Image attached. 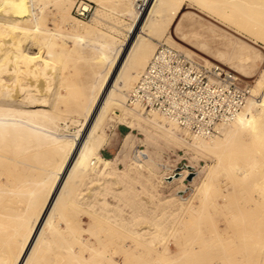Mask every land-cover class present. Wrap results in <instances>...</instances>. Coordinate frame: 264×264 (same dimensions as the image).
<instances>
[{
	"label": "rangeland",
	"instance_id": "obj_1",
	"mask_svg": "<svg viewBox=\"0 0 264 264\" xmlns=\"http://www.w3.org/2000/svg\"><path fill=\"white\" fill-rule=\"evenodd\" d=\"M55 1L41 2L50 45L38 46L19 30L14 34L30 52L47 53L52 49L58 55L61 75L64 69L63 75L56 78L57 82L53 78L49 82L46 75L33 79L32 75H20L14 87L45 79L42 82L47 80L45 83L52 88L48 94V89L43 92L44 102L36 91L29 96L23 91L18 104L12 103L11 111L0 108V116L8 113L18 120L0 123V259H6L8 264H12L25 242L30 217L33 220L40 214L48 195L49 186L45 184L51 183L65 156L64 150L35 128L66 136L80 134L82 114L90 97H82L83 86L86 81L94 83V68L98 67L93 63L99 54L92 48L98 42L96 38L73 40L62 22L74 16V6L81 0H67L62 13L57 11ZM87 1L92 3L93 16L89 21L80 19L81 23L113 37L117 43H130L140 24L138 17L129 14L134 13L136 2L141 7L150 3ZM223 1L164 0L162 10L158 8L157 14L147 16L146 26L136 38V44L144 40L152 50L143 68L136 72L133 85L158 43H165L198 63L219 64L235 72L241 85L251 89L250 100H260L264 93V11L249 5L255 13L250 12L249 20V7L243 13V9L236 10L237 6L233 9L241 0H225L224 6ZM237 12L245 15L244 23ZM107 36L100 40H108ZM98 68L96 72L101 77L98 71L106 67ZM129 70L125 77L134 75ZM123 80L118 78V83ZM50 91H57L59 97L56 99ZM36 99L42 103H36ZM75 104L77 107H73ZM124 108L130 109L126 100L109 111L99 128V136L105 140L101 148L115 146L116 159L106 167L101 165L107 169L104 176L89 170L66 184L63 202H56L50 215L54 228L46 230V235L42 233L29 264H264V119L256 129L240 133L216 157L194 148L191 134L177 138L154 123H145L142 117L151 118L152 111L146 116L140 112L128 115ZM136 152L144 153L138 156L140 167L134 162ZM46 180L49 182L43 187L38 185Z\"/></svg>",
	"mask_w": 264,
	"mask_h": 264
},
{
	"label": "bare ground",
	"instance_id": "obj_2",
	"mask_svg": "<svg viewBox=\"0 0 264 264\" xmlns=\"http://www.w3.org/2000/svg\"><path fill=\"white\" fill-rule=\"evenodd\" d=\"M42 1L43 0H0V108L2 110H6V112L12 110L11 106L15 104L14 102L18 101L19 95L21 92L23 91L25 93L29 92L28 94L29 96L31 91L32 92L36 91L34 93H39V95L41 94V98L44 102L45 99H43V94L45 96V93L43 92L48 89L46 91V94H48L49 89L52 88V87L49 88L47 83H45V82H48L47 80L45 82H42L45 79H41L42 81H36L34 83H32L33 81L29 83L28 81L30 80H28L27 82L29 84H22L21 82V85H20L18 83L19 86H15L16 89H14L15 88L13 86L15 85L14 82L16 81L19 82V80L17 79L19 78L20 75L22 74L32 75L31 79H33V76L34 77L39 76L43 78L44 76H41V75H46L45 77L47 78L49 77V82L51 81L50 78L51 79L53 78L55 80L58 77L61 78V76L63 75L64 69H62V75H61L60 73L61 69L57 67L59 65V63L57 65L58 55L55 56L56 53L54 54L52 49L49 50L47 53L41 50L40 52H37V53L30 52L29 49L24 48L25 46L23 47V45L21 44L20 38H18V36L14 34L17 30H19L22 36H28L32 40V42H34L36 45L38 46L47 45L48 46L50 41L48 40V37L46 36L48 31L46 28H44V17L42 14L44 8L41 7ZM66 1L67 0L55 1V4L57 3L58 12L62 13L65 11V7L67 6V5L65 6ZM163 1L164 0H150L149 5L143 6V7L138 5L136 2L134 13L130 12L129 14L132 17H135V16L138 17V20H140V24L136 27L134 34H132V40L130 41V43H126V42L117 43V41L113 37L107 36L106 34H101V32L95 31L91 29L90 27L83 25L80 19L76 18L73 15L70 16V12L66 11V12H69L68 13L69 15L67 13L65 14H67V16H70V17H67L66 21L62 20V22H65L66 30H70L69 33H70L71 38H73V40H76V41H81L84 37H88L89 39L90 36H94L96 40L99 42V44L96 45L98 42H95L96 44L92 48H94L95 51H98L99 54L98 52L96 53L98 54V57L96 59L95 57H93L95 60H97L96 62L93 61V63L97 64L98 67L99 66L106 67V69L104 70V68H102L104 71L103 70L101 72L98 71L99 75L101 74V77H99L98 73L96 72V70L99 68L96 67L97 65H95L96 70L94 68V72H95L94 83L87 84L89 81H86L87 83L85 86H83L84 84L83 85L81 84L84 87L83 91L81 90L82 86L79 85L81 86V89H79V92L80 90L82 91V94H81L83 95L82 97L86 99L88 98V96H90L88 104L85 107L84 112L82 114L84 119H83V125H82V130L80 131L81 132L80 134L66 136V135H60L54 131H49L45 128L44 129L40 127L35 128V130L38 132H44L46 136H48L51 139V141L60 150H64L65 156H64L63 161L60 162L61 163L60 166L58 165L59 167L53 173L54 174L53 178L52 180L50 179L51 183H49V185L45 184L49 182V181L47 182V180L44 183L40 181L38 183V185L40 184L42 185V187L44 184L45 186L46 185L49 186L48 195H47L45 203L43 204L41 208L40 214L37 216H34L33 220H32V216L30 217L32 222L30 224L28 234L25 237V242L21 250L18 252V254L17 255L15 254L16 256H14L12 264H29L30 263L31 255L33 254L32 252H34V250L36 249V246L38 245V240L42 236V233L48 232L46 230L48 229L52 230L54 228V221H53L54 219L52 217L50 218V215L54 213L53 211L54 206H55L54 204L56 202H63V198H62V193L64 191L63 189L66 186V184L74 176H77L80 173H85L89 170L92 173L96 174L97 176L105 175V172H106L105 170L107 169L101 168V165H105L106 167L110 164L111 160L103 159L99 153L101 147L105 143V140L99 136V128L101 124L103 123L105 117L107 116V114L113 107L122 106L124 100L127 101L128 94L132 90L133 88L132 86H134L133 83L136 80V72L138 73L140 68H143V65H145L146 61L149 59V54H150V51L152 50V45L147 44V42H145L144 40L139 41L137 44L135 41H136L138 34L139 35L140 33L142 34V31L144 30L146 26L145 21H146V18H148L147 16L155 14L158 11V8L162 10L160 6L162 5ZM223 2H222L223 3L222 5L224 6L225 0ZM229 2H228V5L230 6L231 4L232 6L235 5L233 9L238 7V9L236 10L237 11L239 10V12L241 9H243L241 13L246 12L249 8L251 9V6L249 7V5H252V8H254L255 10L256 8L257 9L259 8L260 11L261 10L264 11V0H247V1L241 0V1L236 2V4L234 5L232 2L229 4ZM138 9L140 10V13H138ZM250 9L246 13L247 19L251 18L250 16L252 13V9L251 10ZM241 13H238L239 15L238 18L242 19L241 22L243 20L246 21L245 15H242ZM59 15L60 14H58V16ZM61 32H65V31H61ZM52 35L54 34L51 32V36ZM7 36L9 37V39H7L8 38ZM106 36L108 37V40H102V39L100 40V37H106ZM50 40L53 41L54 38L52 39L50 38ZM51 44L52 46L55 45V43L53 42H51ZM72 44H74V42H72ZM84 46L80 48L82 49ZM85 54L86 53L84 52L83 56ZM92 55L93 53L91 54V56ZM89 66L91 67L92 65L89 64ZM90 69H92V72H93V68H90ZM128 69L133 71L134 75L125 77L124 74ZM3 74H7L6 78L5 76L3 77ZM86 78L88 80L89 76L88 77L86 76ZM118 78L120 79L122 78V80L123 79L124 80L121 81V83L120 82L118 83ZM27 79H29V77ZM79 79H82V78L80 77ZM78 81H77V84L81 82V81L79 82ZM55 82H57V79L55 80ZM90 82H92V80ZM10 85H12L14 88L12 87V89H10L11 87ZM53 85L55 87L57 86L56 84H53ZM17 87H18V90H17ZM50 92L51 94H54V96H56V99L59 97L58 93H56L57 91H55V93L54 92L52 93V91ZM79 96H80V93L77 97L78 99L80 98ZM27 98H30V97H27ZM27 98L26 100H28ZM34 99L35 98H33V100ZM52 99H53V96H52ZM35 101L36 103H38L37 99ZM18 102L16 104H18ZM29 102L31 104L34 103V101L31 102V98ZM55 102L56 100H54L53 104ZM75 105L73 107H77V105L76 106ZM83 105L85 104L83 103ZM126 105L129 106L127 102H126ZM15 106H20V105H15ZM21 106H23V104ZM129 108L130 109L124 108L125 112H127L128 115H131L132 113H136V112H140V114H142L143 116L150 114L149 113L150 111L146 112L147 113L146 114L144 113V111H142L143 109H141L138 106H129ZM79 109L80 107L78 108V110ZM151 113H153L151 118H150V115H149V118L142 117L144 118L143 121L145 123L146 122L154 123L156 124L158 128L162 129L164 132L169 133L177 138H183L184 136L187 137V135L190 134L187 131H184L174 122L164 118L159 113L154 112V111H152ZM261 119H264V93L261 96L260 100L258 101L249 99L243 111L238 115V117L233 122L222 126L220 133L218 135L213 136V137H208V138L193 136V140H194L193 147L201 152H205L211 156L218 157V153L219 152L221 153V150H226V148H229V146H231V144L238 138L240 133L246 131L249 128L256 129ZM17 122L18 120L14 119V117H11L8 113H5L0 116V123L11 124V123H17ZM65 126H66V123H65ZM140 154L142 155L144 153L136 152L135 157H134V160H135L134 162L136 166H139V167L141 166V161L138 158ZM218 161L220 162L221 159L219 158ZM216 166L212 168L213 171H214V168H216ZM213 171L211 173H214ZM180 175H181L180 178L184 176L183 173ZM207 183L209 184L208 180H207ZM203 184L201 185V188L203 187ZM209 186L207 188H210ZM180 197L182 200H184L183 202H186L185 201L186 198H183L182 196ZM30 218L28 217L29 220ZM113 261L114 260H112V262ZM0 262H1L0 264H8L6 259L3 261L1 260Z\"/></svg>",
	"mask_w": 264,
	"mask_h": 264
},
{
	"label": "built area",
	"instance_id": "obj_3",
	"mask_svg": "<svg viewBox=\"0 0 264 264\" xmlns=\"http://www.w3.org/2000/svg\"><path fill=\"white\" fill-rule=\"evenodd\" d=\"M73 13L91 20L92 3L76 2ZM251 96V89L241 85L235 72L219 64L198 63L158 43L126 102L159 113L193 136L208 138L233 122Z\"/></svg>",
	"mask_w": 264,
	"mask_h": 264
},
{
	"label": "crops",
	"instance_id": "obj_4",
	"mask_svg": "<svg viewBox=\"0 0 264 264\" xmlns=\"http://www.w3.org/2000/svg\"><path fill=\"white\" fill-rule=\"evenodd\" d=\"M101 157L106 160L116 159V149L115 146H105L99 151Z\"/></svg>",
	"mask_w": 264,
	"mask_h": 264
}]
</instances>
